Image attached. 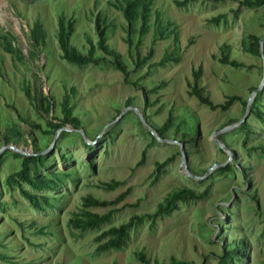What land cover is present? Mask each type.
Segmentation results:
<instances>
[{
    "label": "rangeland",
    "instance_id": "374dc122",
    "mask_svg": "<svg viewBox=\"0 0 264 264\" xmlns=\"http://www.w3.org/2000/svg\"><path fill=\"white\" fill-rule=\"evenodd\" d=\"M239 1L192 0L182 6L174 0H154L153 11L158 10L163 21L176 25L178 60L149 67L148 63L158 61L166 49L173 48L172 36L153 39L152 24L145 35L139 36L137 21L129 45L125 40L126 20L117 0H0V33H12L14 45L25 56L17 59L0 47V148L14 145L30 153L33 136L39 151L48 158V170L68 173L57 190L43 191L51 196L53 207L37 211L16 186L5 183L6 176L20 167V159L12 154L13 149L0 153V264H146L137 252L144 254L147 264L166 263L171 256L192 264H217L222 245L240 237L248 246V254L239 264H264V123L251 113L250 106L244 121L251 132L245 141L237 123L245 113L242 101L250 96L252 86L259 87L252 101L261 91L257 105L264 110V40L263 57L246 52L243 44L248 33L264 38V2L249 7ZM96 13L108 27L106 44L121 54L126 75L110 62L78 66L60 58L57 16L75 19L69 42L86 53V37L94 43L97 40ZM218 15L224 16L216 23L209 21ZM35 19L47 32L36 51L28 39L29 26ZM150 45L154 49L152 57L137 66L136 51L145 55ZM223 45L228 49H222ZM224 52L228 59L242 65L222 63ZM102 54L99 49L95 55ZM198 67L199 84L214 103H223L232 94L241 99L225 110H211L200 103L187 84L192 83V70ZM161 81L164 84L148 93L145 102L143 88L151 89ZM25 85L31 94L40 85L46 95H53L55 107L50 116L62 117L59 101L67 91L80 127L65 130L59 137L60 130L49 147L54 134L43 133L48 128L47 118L27 99ZM137 109L156 134L155 128L172 111L170 126L161 137L168 141L150 133ZM230 118L235 122L227 124ZM11 124L16 125L21 139L14 143L13 137L6 144L1 132ZM152 137L154 142L147 147L144 161L138 163ZM181 138L187 140L182 148L188 173L180 164V145L170 141L181 142ZM168 156L172 160L153 181L154 163ZM227 163L231 169L220 171L219 167ZM111 179L122 183L112 189L101 186ZM207 185L203 198L178 202L177 209L157 215L153 223L144 217L129 229L121 248L95 251L93 236L101 230L133 214L153 213L157 203L174 189L187 186L201 191ZM127 189L110 220L86 230L68 224L85 194L113 199ZM108 207L88 209L103 212Z\"/></svg>",
    "mask_w": 264,
    "mask_h": 264
},
{
    "label": "trees",
    "instance_id": "16d2710c",
    "mask_svg": "<svg viewBox=\"0 0 264 264\" xmlns=\"http://www.w3.org/2000/svg\"><path fill=\"white\" fill-rule=\"evenodd\" d=\"M118 8L121 10V13L126 20V42L131 45L132 39L131 34L135 31L134 24L138 21V34L139 36L145 35L150 26L152 24L154 30L155 38L164 39L166 37L172 36V49H166L162 55V57L158 61L148 63L149 67L156 65H164L168 61H177V49H178V36L176 33V25L173 24L172 21L166 20L163 21L161 14L158 10L153 11V1L154 0H117ZM192 0H174V2L178 5L184 6L187 2ZM219 1V0H213ZM264 2V0H241L239 1L242 5H247L249 7L259 6ZM152 11L154 15V19L151 23ZM224 15H218L217 17H213L209 19L210 22H218L219 17H223ZM75 19L72 16L66 17L64 14H59L57 16V31H56V39L58 46L60 48V58L69 62L76 64L78 66H82L85 64H99L100 62H110L116 69L122 71L125 75L127 74V68L125 63L121 58V54L116 50L110 48L106 44V29L108 28L105 24L104 19L100 15V13H96L94 17V28L97 34L96 43L92 42V40L87 36L86 41L88 44V48L86 53H80L74 46H72L69 42V38L74 30ZM29 43L31 44L34 51L39 48L46 39L47 32L43 27L42 22L39 19H35L34 22L29 26ZM262 37L248 33L245 35L243 39V44L245 47V51L251 54H256L260 56L259 51V41ZM14 35L9 31L0 33V47L12 54L17 59H23L25 56L22 51L14 45ZM140 43V38L138 40ZM223 48H227V45H223ZM102 51V55H95L97 50ZM154 49L152 45L149 46V49L145 55L140 54V52L136 51L135 64L137 66L145 63L152 57ZM30 52H28L29 54ZM221 62L224 64H230L233 66L242 65V63L237 62L234 59H228L227 53L224 52L221 57ZM0 72H1V59H0ZM35 73H33L34 75ZM201 75V67L192 70L193 81L192 83L188 82V86L190 87V93L195 95L200 103L208 106L211 110L215 108H220L221 110H225L232 104L234 100H240L241 97L236 94L228 95L227 99L223 103H214L208 95L204 94L203 88L199 84V78ZM37 80V75H34ZM39 80V79H38ZM37 80V81H38ZM161 84H164V81H161L159 84L154 86L151 89H144L143 93L145 97V102L148 99V93L155 92L158 87H161ZM257 86H252L251 90L256 89ZM33 94L30 93L29 87L24 86V94L28 100L33 102L37 111L41 114L45 115L47 118V129L43 130L44 134H54V132L63 126H68L72 129H77L80 127V120L72 113V105L70 104V95L67 91H65L59 101L60 110L62 113V117H57L56 115L50 116V111L55 107V101L52 94L46 95L42 87L40 85H36L33 89ZM70 91L72 94L74 93V88L71 87ZM260 92L257 91L251 105V113L256 116L261 122L264 123V110H262L258 105V99L260 98ZM243 104H246V101H242ZM15 110V109H14ZM17 113V111L15 110ZM18 114V113H17ZM20 117V115H18ZM173 114L172 111H169L167 119L163 122L162 125L155 128V131L160 137H163L164 133L168 130ZM235 122L233 119H229L227 124H231ZM226 124L221 125L224 126ZM248 123L243 121L239 125V129L244 131L243 141L246 140L247 136L251 132V129L248 127ZM178 131V129H177ZM66 133L65 130H62L59 137ZM186 133L182 134V137H185ZM16 138L14 141L17 142L21 139V134L17 129L16 125L11 124L6 127L1 132L2 140L8 144L12 140ZM191 140V139H190ZM154 142V138L146 144L144 149L141 151L140 159L138 163H142L145 157V151L147 147ZM182 143H186L187 140H183L181 138ZM31 145H32V154L24 155L18 152H12V154L20 159V167L11 173H9L5 178V183L9 187L16 186L20 192V194L29 202L30 206L37 210L43 211L47 208L53 207L52 198L50 195L43 191H55L59 188L60 184L64 181V178L68 175L67 172L60 171H50L48 170L47 160L48 158L40 153L37 148V139L31 136ZM9 150V148H5L2 154ZM66 159L65 155H61ZM172 160L171 156L166 157L161 162L154 163L153 169V181L157 180L159 177V173L161 168L169 163ZM225 169H231V164L227 163L224 166L219 167V170L223 171ZM49 171L48 173L43 171ZM122 183L121 180L111 179L109 181H104L101 183V186L112 189ZM31 188L29 190L26 186ZM126 191L119 193L113 199H99L94 197L91 194H85L81 198V207L78 211H74L71 216L68 218V224L73 229L86 230L88 228L98 227L100 224L110 220L113 212H115L118 208L115 205L120 202ZM208 192V185L204 187L201 191H196L195 189L187 186H183L178 189H174L171 192H168L162 201H159L156 205L155 211L153 213H142V214H133L126 221L118 224L111 225L106 229L101 230L99 233L93 236V241L95 242V251L102 252L108 249L113 248H121L127 241L129 237V229L142 222L144 217L151 218V223L155 221L157 215L168 214L171 210L178 208V202H186L190 200H198L203 198ZM1 194V192H0ZM0 201V205H1ZM100 206V207H108L103 212H95L89 207ZM248 254V246L245 243L242 237L237 240H231L225 242L222 245V249L218 255L217 264H239L240 258L246 256ZM136 256L144 261L147 264V260L142 252H137ZM156 264H192L191 261L182 260L177 257L171 256L168 262H161Z\"/></svg>",
    "mask_w": 264,
    "mask_h": 264
},
{
    "label": "water",
    "instance_id": "95a60500",
    "mask_svg": "<svg viewBox=\"0 0 264 264\" xmlns=\"http://www.w3.org/2000/svg\"><path fill=\"white\" fill-rule=\"evenodd\" d=\"M263 40H264V38H261L260 41H259V51H260V55H261L262 57H263V52H262V48H261V42H262ZM262 83H264V70H263V74H262V82H261V84H262ZM258 88H259V87H257L255 90H253V91L251 92L250 96L247 98V100H246L245 113H244L243 117H242L237 123H241V122H243V121L245 120L246 116L248 115V113H249V111H250V106H251V102H252V97H253L255 91H256ZM137 112H138V114H139L141 120L143 121V123H144V124L146 125V127L149 129L150 133H152V134H153L155 137H157L160 141H165V142L168 141V139H166V138H161V137H159V136L154 132L153 128H152V127L146 122V120L143 118L142 114L140 113V111H139L138 109H137ZM60 130L72 131V130H75V129L69 128L68 126H63V127L58 128V129L55 131V133H54V136H53V138H52V142H51V144L49 145V147H52V146L54 145L55 140H56V137H57V134H58V132H59ZM76 130H77V129H76ZM81 133H83L82 130H81ZM83 135H84V138L87 140L86 135H85L84 133H83ZM170 141H172V142H177V143L180 145V147H181V149H180V151H181V161H180V164H181V166L183 167V169H185L186 173H188V171H187V167H186V165H185L186 153H185L184 149L182 148V142H180V141H175V139H170ZM5 148L13 149L15 152H18V153H21V154H24V155L32 154V152H30V153H26L23 149L19 148L18 146H14V145H6V146L1 147V148H0V153H1ZM224 148L228 150V148H226V147H224ZM227 152L231 155V152H230L229 150H228ZM40 153H43V152H40ZM221 164H223V163H221ZM211 169H212V167H209L208 170H211ZM205 174H207V173H205ZM190 175H191V176H195V175H192V174H190Z\"/></svg>",
    "mask_w": 264,
    "mask_h": 264
}]
</instances>
